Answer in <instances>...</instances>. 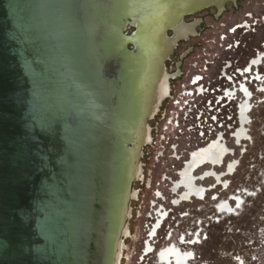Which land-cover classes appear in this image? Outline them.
Wrapping results in <instances>:
<instances>
[{"label":"water","instance_id":"water-1","mask_svg":"<svg viewBox=\"0 0 264 264\" xmlns=\"http://www.w3.org/2000/svg\"><path fill=\"white\" fill-rule=\"evenodd\" d=\"M179 40L171 0H0V264H131Z\"/></svg>","mask_w":264,"mask_h":264},{"label":"rangeland","instance_id":"rangeland-1","mask_svg":"<svg viewBox=\"0 0 264 264\" xmlns=\"http://www.w3.org/2000/svg\"><path fill=\"white\" fill-rule=\"evenodd\" d=\"M183 22L194 25V33L177 42L168 74L170 97L159 106L131 264H158L156 251L173 242L182 253L193 254L185 264H264V0L227 2L220 11L203 9ZM258 55H263L260 63L249 67ZM198 77L202 80L193 85ZM201 85L204 96L187 97L200 108L205 105L209 128H198L197 119L193 127L188 122L178 128L168 125L183 92H199L196 87ZM210 100L216 101L209 105ZM245 100L249 104L245 137L237 143L239 107ZM218 138L226 149L216 163L202 167L215 180L194 183L204 188L202 197L173 204L177 195L169 189L180 165L193 150ZM224 204L227 208L221 209ZM160 206L166 217L151 237ZM147 241L153 247L150 254H145Z\"/></svg>","mask_w":264,"mask_h":264},{"label":"flooded vegetation","instance_id":"flooded-vegetation-1","mask_svg":"<svg viewBox=\"0 0 264 264\" xmlns=\"http://www.w3.org/2000/svg\"><path fill=\"white\" fill-rule=\"evenodd\" d=\"M176 4H177V6H181L182 7V6L188 5V2H185L183 0H179V2H176ZM174 25H175L174 26L175 32L178 35H180V39L181 38L182 39H186L189 35H192L194 33V30H193L194 25H187V24H185L183 22V20H181V22H177ZM257 57H259V55ZM257 57H255L254 59H252L251 62L253 60H256ZM262 58L263 57H261V59ZM251 62L249 64V67L250 66L255 67V65H251ZM243 88H245V87H243ZM183 93H185V92H183ZM169 95H170V87H169L168 95H167L166 98L170 97ZM175 115H176V111H170V115L167 118L168 125H172V127H174L173 126V121L175 119ZM213 141H215V140H213ZM213 141L210 142L211 144L210 143L208 144L209 146L208 145H205V146H201V147L193 150L191 153L188 154V157H187L186 160H184L183 164L180 165L179 170L176 173V179L175 180H172L171 185H170V189H169L170 192H171V194L173 196H176L177 195V197H175L176 199L173 200V204L176 205V204H178L181 201L182 202L183 201H189L190 198H195L194 196H190L188 200L182 199L181 198V195L184 192V188L181 187V186L176 187V185H178L179 182L181 181L182 175L185 174L187 171H190L191 172V175L194 178V183H196V184L198 182H201V180H203V179H208L209 178V180H207L205 182H209L211 180H213V181L215 180V176L214 175H211L210 176L211 173L209 174V176H207V177L204 178V176H206L208 173L205 175V169H202V167H204L205 165H208L210 167L211 165H209L210 162H207L203 158L204 157H207V155L210 153L209 152L210 149L218 146L217 149H216L218 151L217 152L215 151V156H216V158L218 160V158L220 157V153L219 152H221L222 149H226L225 148L226 145L221 143V139L220 138H218L215 142H213ZM150 142H151V140H150ZM195 162H198L196 166L194 165ZM219 163L221 165V162H219ZM214 169H215V166H214ZM196 188H198V187H196ZM201 189L204 190V188H201ZM158 195H160V197H161V194L160 193H158ZM156 216H157V221H156L155 225L151 228L152 230L150 231V233H151L150 236L151 237H153L156 234V231L158 230L159 226L161 225L162 220L166 217V213H164V210H162V207L161 206L157 210ZM173 243H176V242H173ZM173 243L172 244H168V245H171L169 247H167L165 245L163 248H161L158 251H156L155 258H156V261H157L158 264H165V262L160 258L161 253H163L164 251H167L170 248H174V249L177 248L176 246H174ZM165 247H167V248H165ZM144 248H145V254H150L153 251V247H152V245H151V243L149 241H147L145 243ZM183 254H185V253H183ZM189 257L190 258L186 259L183 262V264H185L187 261H189V260L192 259L193 254L191 252H190V256Z\"/></svg>","mask_w":264,"mask_h":264},{"label":"bare ground","instance_id":"bare-ground-1","mask_svg":"<svg viewBox=\"0 0 264 264\" xmlns=\"http://www.w3.org/2000/svg\"><path fill=\"white\" fill-rule=\"evenodd\" d=\"M183 1L188 2V5H185L182 7L177 6L176 2H179V0H171L172 17H173V23L174 24H176L177 22H181L180 18H181L182 13H184L186 11H189V12L193 11V9H195L196 7H199V6L213 4L219 10H221L225 0H187V1L183 0ZM176 38L177 39L180 38V35H178L177 33H176ZM261 57H263V55H259V57H257L256 60H253L251 62V65L257 66L260 63V61L262 60ZM168 78L169 77H167V79ZM243 87H242V91L246 94V96H245V98H246L248 93L246 92V88H243ZM167 92L168 91H167V81H166L161 99H163L164 94L166 95ZM239 110H240L239 121H238L239 122V130H237L235 132V135H234V138L237 141V143L242 142L244 140V137H245V126L247 125L246 119H247L248 110H249V104H248V102H246V100L243 104L240 105ZM206 160H207V162L216 163L217 158L215 156V153L207 155ZM197 163L198 162H195L194 165L196 166ZM207 176H209V173L206 176H204V178ZM178 186H181L184 188V192L181 195V198L184 200H188L190 196H194L196 198H200L203 196L204 190L196 188V185L194 184V178L192 177L190 171H187L185 174L182 175V179L179 182V184L176 185V187H178ZM223 208H227L225 204L221 206V209H223ZM189 256H190V253L183 254L177 248L176 249L170 248L167 251H164L163 253H161L160 258L165 262V264H173V263L174 264H183V262L186 259L190 258Z\"/></svg>","mask_w":264,"mask_h":264},{"label":"built area","instance_id":"built-area-1","mask_svg":"<svg viewBox=\"0 0 264 264\" xmlns=\"http://www.w3.org/2000/svg\"><path fill=\"white\" fill-rule=\"evenodd\" d=\"M199 77L197 80L193 82V85H197L199 81ZM204 86L201 85L200 87H196V91L200 90L199 92H190L183 94V99L177 103L176 107V115L175 119L173 121V126L179 127L181 122L185 125L186 122H188L190 127H193L198 124V128H201V130H207L209 128L210 120H209V113L206 111L205 105H203L201 108L195 101V99L187 97L190 95V97L196 96H204L205 91L203 90ZM207 92V91H206ZM192 95V96H191ZM216 100H210L209 105H212ZM223 101V98L221 97L219 100V103ZM178 110V111H177ZM198 112V113H197ZM198 114V115H197ZM197 119V122L195 123ZM195 120V121H194ZM172 126V125H171ZM193 129V128H192Z\"/></svg>","mask_w":264,"mask_h":264}]
</instances>
